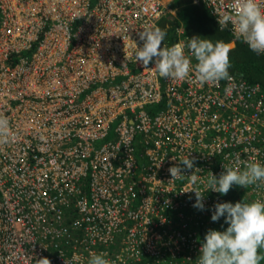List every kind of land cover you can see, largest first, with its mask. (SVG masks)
Masks as SVG:
<instances>
[{"label":"built area","instance_id":"1","mask_svg":"<svg viewBox=\"0 0 264 264\" xmlns=\"http://www.w3.org/2000/svg\"><path fill=\"white\" fill-rule=\"evenodd\" d=\"M170 1L0 0V115L14 133L0 145V224L12 226L0 264H87L90 253L127 264L160 255L161 240L169 263L200 256V233L191 228L211 224L220 202L205 190L207 178L223 165L264 164L259 83L230 74L226 94L228 81L201 85L193 73L173 81L151 69L154 60L148 68L136 61L139 33L176 14ZM201 1L217 21L234 3ZM256 3L264 9V0ZM176 29L172 46L187 45L183 25ZM185 55L194 69L187 48ZM182 158H194V168ZM173 166L189 176L199 168L197 184L171 181ZM194 187L205 213L193 207ZM243 190L245 203L264 201V186ZM175 207L182 211L172 227L167 210ZM116 242L122 248L112 253Z\"/></svg>","mask_w":264,"mask_h":264},{"label":"clouds","instance_id":"2","mask_svg":"<svg viewBox=\"0 0 264 264\" xmlns=\"http://www.w3.org/2000/svg\"><path fill=\"white\" fill-rule=\"evenodd\" d=\"M172 2L173 0L169 2L168 7L177 9L174 16H178L176 18L179 19L181 25L185 22L178 15L180 7L172 6ZM200 2L207 6L216 20L214 13L206 3L194 0V3ZM217 19L221 31L229 23L233 26L234 36L232 35L233 38L229 43L233 41L237 43L242 38L251 51L258 55H264V9L256 3V0H234L232 12L221 14ZM183 29V35L189 39L187 45L180 42L172 46L174 40L177 39V29L174 28V40L169 47L163 43L167 36L166 30L161 28L144 29L139 33L143 47L137 46L134 53L136 61L142 63L144 68H148V65L154 60V67L151 69L161 77L173 81L191 79L190 73L194 74L195 79L201 85L216 84L222 80L228 81L225 92L226 94L231 92L233 77L229 73L231 68L229 47L222 41L213 42L211 39L191 38L186 34V27ZM185 48L197 61L194 69L191 60L185 55ZM12 139H14V133L9 121L5 116L0 115V145L9 144ZM179 161L189 170L194 168V158H182ZM161 164L156 167H160ZM223 169L224 171L219 177L211 174L207 178L205 184L207 192L214 191L221 195H227L234 185L243 187V189L249 186H264V164L253 162L245 164L242 168L223 165ZM198 170L199 168H196L189 176L183 174L180 166L170 167L171 181L187 177L192 185H196L198 177L195 173ZM189 191L195 192L196 202L193 207L204 210L205 195L195 187ZM243 193L246 194L244 190ZM244 201L235 204L225 202L214 205L215 211L211 220L216 222L221 217H226L225 223L229 226L225 231L208 230L200 248L197 264H264V201H247V203ZM210 226L213 225L210 224ZM49 248L53 254H56L57 247L49 243ZM148 256L137 258L136 262L154 264L155 260L150 261ZM167 260L169 261V256ZM38 264H50V261L48 258H42L39 259ZM87 264H115V262L109 260L105 253H90ZM158 264L162 263L158 262Z\"/></svg>","mask_w":264,"mask_h":264},{"label":"trees","instance_id":"3","mask_svg":"<svg viewBox=\"0 0 264 264\" xmlns=\"http://www.w3.org/2000/svg\"><path fill=\"white\" fill-rule=\"evenodd\" d=\"M172 6L181 8L178 15L185 22L182 24L186 27V33L191 38L211 39L213 42L222 41L225 44L232 40L233 36L230 31L226 28L223 31L219 29L218 22L205 4L194 3V0H173ZM178 24H180L179 19L176 17H168L161 21L160 28L167 31V36L163 42L165 46L169 47L173 42L174 27ZM235 44L234 47L229 48L231 60L229 73L238 75L250 83H259L264 93V55H258L251 51L244 42L238 41ZM29 52H21L13 58L19 59ZM203 230L208 232L206 228ZM114 252L112 251V253Z\"/></svg>","mask_w":264,"mask_h":264},{"label":"rangeland","instance_id":"4","mask_svg":"<svg viewBox=\"0 0 264 264\" xmlns=\"http://www.w3.org/2000/svg\"><path fill=\"white\" fill-rule=\"evenodd\" d=\"M93 4H96L97 3V0H92ZM181 11V8L179 10V12ZM187 21V20H186ZM229 48H232L234 46H230L228 45ZM220 198V202L219 203H225V202H231L233 204H235L236 202H241L243 200H248V197L245 196V194L243 193V187H238V186H233L232 189H230L229 193L227 195H221L220 193L218 195H216ZM239 200V201H238ZM186 210H187V214H190V211L192 209V207H184ZM180 209V208H179ZM177 207L175 208H170L168 209L167 211V214L169 216V218L171 220H173V223H172V227L178 222V220H176V215L178 213V210H179ZM181 210V209H180ZM182 211V210H181ZM203 213H205L204 210H202ZM225 219L226 217H221L219 221H216V222H213L211 223V225L213 226H210V224H208L207 227H203L204 229L206 228L207 230L209 229H213V230H218V231H225L227 229V227L229 226L228 224L225 223ZM178 224V223H177ZM166 227V225L158 228L159 232H162L163 229ZM192 230H199V243L202 244L203 240H204V237L206 235V231H204L203 229H198L196 227L194 228H191ZM163 241H158L156 243V247H160V255H152V254H149L148 258L150 261H154V264H158V262L162 263V264H181L183 261L186 262V264H197V259L199 256H181V257H177V258H171L170 259V263L169 261L167 260L168 256L167 254L169 253L168 252V249L166 246L164 245H161ZM102 247L100 246L99 249H101ZM112 249V251H115V250H118V249H121L122 248V243L121 242H116L114 246L110 247ZM85 257H88L89 258V255L87 256H84ZM127 264H140V263H137L136 262V258L135 256H131L128 258V262Z\"/></svg>","mask_w":264,"mask_h":264},{"label":"bare ground","instance_id":"5","mask_svg":"<svg viewBox=\"0 0 264 264\" xmlns=\"http://www.w3.org/2000/svg\"><path fill=\"white\" fill-rule=\"evenodd\" d=\"M20 9L24 12V11H25V6H20ZM5 20H7V19H4V21H5ZM179 25H180V24H178V25L175 26L174 28L176 29ZM182 25H183V24H182ZM183 27H185V26L183 25ZM0 45H1V44H0ZM1 46H3V45H1ZM145 210H146L147 212H151V210L148 209V208H145ZM8 227H9V229H8ZM11 227H12L11 225L8 226V225L0 224V241H6V236H7V235H5V233H6L7 231H10Z\"/></svg>","mask_w":264,"mask_h":264},{"label":"crops","instance_id":"6","mask_svg":"<svg viewBox=\"0 0 264 264\" xmlns=\"http://www.w3.org/2000/svg\"><path fill=\"white\" fill-rule=\"evenodd\" d=\"M180 9L178 8V11H179ZM175 15V12L174 13H167L165 16H164V19L165 18H168V17H178V16H174ZM187 35H188V33H186ZM236 43V41H233V42H231V43H226V45L228 46V45H230V46H233L234 44Z\"/></svg>","mask_w":264,"mask_h":264}]
</instances>
